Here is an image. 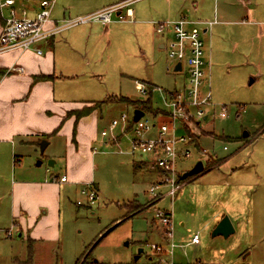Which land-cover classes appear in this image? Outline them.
I'll use <instances>...</instances> for the list:
<instances>
[{
    "label": "rangeland",
    "instance_id": "rangeland-1",
    "mask_svg": "<svg viewBox=\"0 0 264 264\" xmlns=\"http://www.w3.org/2000/svg\"><path fill=\"white\" fill-rule=\"evenodd\" d=\"M117 1L120 0H58L52 17L61 19L65 8L67 17L87 15L95 6ZM195 1L200 12L203 8L213 11L216 6L220 21L234 20L235 11L239 17L242 13V0H135L130 4L136 11L134 23L119 21L109 26L94 24L92 28L80 24L59 34L62 41L54 47L57 62L67 72L75 69L78 76L58 80L57 97L65 98L71 107V102L76 108L93 104V108L99 107L92 111L98 113L97 122L87 119L82 125L86 136L96 135L91 147L95 152L98 198L90 204L81 192L85 186L61 188L60 212L50 223L54 230L43 235L30 254L28 242L14 224V211L20 202L17 199L14 207V179L49 180L61 176L66 168V136H52L44 152L35 143L38 138L22 143L33 147L25 150L23 165L17 169L1 148L0 264H146L150 244L165 243L160 237L162 226L155 220V208L148 202L149 189L160 178L158 167L141 164L139 160L148 154L129 152L135 137L133 130L122 133L121 127L116 128L114 134L121 139L113 142L110 124L123 113L133 114L135 106L124 102V97L133 101L150 97L152 109L145 118L153 120L159 108H166L167 90L182 88L187 82V59L183 70L175 72V62L160 48L164 38L157 36L152 22L177 20L170 12L172 5L197 17ZM263 4L262 0H250L244 5L256 7L255 18L262 22ZM31 5L29 2L26 6ZM229 28L233 29L224 32L215 28L204 36L213 104L207 108L209 120L203 121L206 131L200 139L201 149L191 145L192 154L178 159L179 171L189 170L200 160L210 171L197 179L182 180L173 204L171 197L156 203V207L173 214L174 264H264V185L258 180L259 175L264 177V38L258 34L257 26L247 35L238 24ZM212 35H220L222 42L212 41ZM236 43L240 45L236 47ZM249 52L250 56L245 57L244 53ZM140 84L146 94L140 91ZM223 111L227 117L220 115ZM68 115L69 119L75 118ZM104 130L108 131L107 137L101 134ZM50 160L55 161L54 166L48 165ZM237 195L241 200L237 201ZM241 205L244 208L237 210ZM224 213L231 221V216L239 215L238 229L227 238L213 236ZM34 215H26L29 223L33 220L30 229L35 226ZM252 217L261 221V226L252 228ZM195 234L199 235V244L191 245ZM139 247L144 248V253L134 261Z\"/></svg>",
    "mask_w": 264,
    "mask_h": 264
},
{
    "label": "crops",
    "instance_id": "crops-1",
    "mask_svg": "<svg viewBox=\"0 0 264 264\" xmlns=\"http://www.w3.org/2000/svg\"><path fill=\"white\" fill-rule=\"evenodd\" d=\"M133 1L135 0H120L114 3L111 2L103 4L101 7L95 6V10H92L91 12L98 11L112 4L125 2L126 5L124 7H126V12L124 13L123 7L116 15L117 19H115L112 23L119 21H129L134 23L136 21V11L134 8L130 7V4ZM201 1L205 3L206 0ZM248 1L250 0H247L246 2L242 0L243 3L239 8L240 11L242 10L240 17L237 15L238 12L235 11L234 15L236 18L227 22L220 21L219 10L216 8V6L214 7L213 11H207L203 8V10L200 12V9L197 7V1H195L196 5H194L195 11L198 12L197 17H194L190 11L184 12L183 10H180L178 6L173 5L170 12H174L175 17L177 16L178 19L181 17H186L187 19L193 21L213 22L207 31L206 26L203 24L198 25L205 31V33L202 34V37L204 39L205 57L207 59L209 53L207 51V41L205 40L204 36L207 32H212L215 30V28H218L224 32H230L233 28L229 27L231 25L238 24L243 27V34L247 35L249 31L253 29L252 27L257 26L258 34L264 38V21H262V23L256 20L255 16L258 13L257 8L254 6H245L244 4L248 3ZM214 5L215 3L213 6ZM66 12L67 8L62 11V18H67ZM120 13L124 16V20L118 19ZM86 24L92 28L94 24L101 23L93 22ZM152 25L154 31L156 32V21H153ZM2 26L3 22L0 18V32L2 30ZM156 34L157 36L160 35L162 38H164V42L160 43V48L166 50V46L171 39L170 37L172 36V29L170 28L164 34H158L157 32ZM58 36L59 35L41 44L43 49L41 54H38L34 50H28L23 52L11 51L0 55V68L8 69V71L13 67H19L21 69L17 71H11L0 78V149H4L3 151L6 159H12L14 166L17 169L18 165H23V155H25V150L33 147L29 144L25 145L22 143H26L27 141L32 140V138H38L35 143L40 145V142L45 137L48 140L52 136H66V168L65 172L61 176L55 175L49 180L42 177L22 179L18 181L14 179V207L16 200L18 199V201H20L18 203V210L16 212L14 211V224H17L18 226L20 232L19 235L24 239V241H27L28 244L31 243L33 247L37 241L44 239L43 235H48L54 230L50 223L58 211L60 212L59 199L60 197L62 198L61 188L67 190L77 186H87L90 184H94L96 188L98 187L95 181V152L91 147L96 135L86 136L84 134V129L82 128V125H84L87 119L89 122H97L98 113L95 111L88 116L81 118L76 126V130H74L75 118L69 119L66 117L68 111L76 109V106L74 102H71V104H73V107H71L69 101H67L65 98L62 99L57 97L56 83L60 79L74 78L78 76V74L76 71H74L75 69H73L71 72L65 71L63 69V65L57 62V56L54 47L55 44L62 41ZM211 39L217 43L222 42V37L220 35H217L216 37L212 35ZM239 45L240 43H236V47ZM244 56H250V52L249 54L244 53ZM143 83L146 82L143 81ZM183 86H185V84ZM167 91L169 92L171 90ZM159 109L165 110V108ZM144 112L146 114L148 113L146 111ZM204 131H206L205 128ZM200 134V136H196L199 139L196 146H199L201 149L200 139L203 136L202 131ZM213 157L218 159L217 156ZM139 161L141 164H155L153 157L150 154L148 157L141 158ZM206 171H210V169L208 168L206 170L205 167V171L200 175L193 177V179H197L206 173ZM158 172L160 178L156 182L160 181L162 178V172L159 168ZM180 172L183 174L185 171L180 170ZM64 176H66V179L62 180ZM56 177H58V179H56ZM39 179L40 181H37ZM258 180L264 185V177L262 175L258 176ZM240 198L239 195H237V201L241 200ZM232 206L233 205H231V207ZM242 208L244 207L241 205L237 210H241ZM231 209L233 212L239 213L236 209ZM27 212L29 213V218H31L32 214L35 213L34 218L36 220L34 222L35 226L33 229H30L33 220L30 223L28 222L26 217ZM227 212L230 215L232 214L230 211ZM41 214L43 215L41 216ZM224 215L225 213L222 214V217ZM238 216H231L233 225L235 226V232L238 229V223L240 221V217ZM16 218L19 220H16ZM153 222L155 223V221ZM250 223L252 228H255L258 224L261 226L262 222L257 220V218L252 217L250 219ZM155 225L158 226V224ZM162 235L163 233H160L161 240L166 242V239L163 238ZM189 243L191 245L199 244L193 243L192 239Z\"/></svg>",
    "mask_w": 264,
    "mask_h": 264
},
{
    "label": "built area",
    "instance_id": "built-area-1",
    "mask_svg": "<svg viewBox=\"0 0 264 264\" xmlns=\"http://www.w3.org/2000/svg\"><path fill=\"white\" fill-rule=\"evenodd\" d=\"M57 1L23 0L19 4L17 0H0V18L3 22L0 32V55L11 51L28 50L41 54L43 52L41 44L63 31L93 22L109 25L126 5L125 2H119L87 15L54 19L52 15ZM29 2H32V5L27 7ZM118 19L124 20V16L120 13ZM212 23L193 21L186 17L174 21L156 22L158 34H164L172 29V38L166 46L167 55L175 62V72H178L175 68L179 62L182 63L181 71L183 70V62L187 59V82L182 88L167 93L165 110L157 117L152 115L153 120L145 118V113L139 121L134 122V113L131 116L123 113L119 119H114L110 124L113 142L119 143L121 139L114 134L116 128L121 127L122 133L133 130L135 137L132 139L129 152L152 155L154 163L162 172L161 180L149 189L151 193L149 203L155 208V220L161 224L162 237L166 242L150 244V253H145L146 264H174L173 254L176 244L173 241V214L169 209L156 207V203L164 197H171L173 204L174 196L183 185L180 179L182 173L178 170V159L192 154L190 146H196L194 137L204 130L203 121L209 120L207 108L213 103L202 37L205 31L198 25L203 24L207 31ZM17 70L21 69L13 67L10 71ZM206 84L209 90L205 89ZM140 85V91L146 94V90L142 84ZM220 115L227 117V112L223 111ZM160 116L167 118V122L158 119ZM101 134L107 137L108 131L104 130ZM224 149L227 150L228 147L225 146ZM65 179L66 176L62 178ZM81 192L87 196L90 204H94L98 198L94 184L85 186ZM81 203L78 201V204ZM199 241V235L195 234L192 242L199 243Z\"/></svg>",
    "mask_w": 264,
    "mask_h": 264
},
{
    "label": "water",
    "instance_id": "water-1",
    "mask_svg": "<svg viewBox=\"0 0 264 264\" xmlns=\"http://www.w3.org/2000/svg\"><path fill=\"white\" fill-rule=\"evenodd\" d=\"M181 69H182V63L179 62L177 64L175 70L176 71H181ZM144 115H145L144 110H142L140 108H136L134 110V118H133L134 122L139 121ZM245 135H247V133ZM48 145H49V141L47 139H43L40 142L41 152H44ZM39 164H41V163H39ZM54 164H55L54 160H50L48 162L49 166H54ZM204 171H205L204 162L202 160H200L192 168H190L189 170L185 171L180 176V179L181 180H186L188 178L198 176L201 173H203ZM234 232H235V227H234L230 217L228 215H225V216L222 217V219L218 222V224L214 228V230L212 232V235L213 236L222 235V236L227 238L231 234H233ZM143 252H144V248L143 247H139L138 250H137V254L133 258L134 261H138V259L140 258L141 254Z\"/></svg>",
    "mask_w": 264,
    "mask_h": 264
},
{
    "label": "trees",
    "instance_id": "trees-1",
    "mask_svg": "<svg viewBox=\"0 0 264 264\" xmlns=\"http://www.w3.org/2000/svg\"><path fill=\"white\" fill-rule=\"evenodd\" d=\"M11 71L8 69H5V68H0V78L5 75L6 73H10ZM149 91H152L151 88H147ZM124 102H127L133 106H135V108H140L146 112H150L151 109H152V105H151V100H150V97L147 99V100H144V101H133L131 99H128L127 97H124L123 98ZM93 106H96V104H93V105H90V106H85V107H81V108H76V109H73V110H69L68 113L69 115H74L75 117V123H74V130H76V126L79 122V120L87 115H89L90 113H92L93 110L95 109H99L98 108H93ZM160 112H163V109H159L158 112L156 114H159ZM68 115V116H69ZM204 132V130H202V133ZM195 141H196V144L198 142V137H194ZM182 181V180H181ZM140 205L136 206V209L139 208ZM28 249H29V253L31 254L33 252V245L31 243L28 244ZM31 257V255H30ZM29 257V262L32 263V257L30 258ZM28 262V263H29Z\"/></svg>",
    "mask_w": 264,
    "mask_h": 264
},
{
    "label": "flooded vegetation",
    "instance_id": "flooded-vegetation-1",
    "mask_svg": "<svg viewBox=\"0 0 264 264\" xmlns=\"http://www.w3.org/2000/svg\"><path fill=\"white\" fill-rule=\"evenodd\" d=\"M136 254H137V253H136ZM136 254H135V255H136ZM131 261H133V259H132ZM130 264H131V263H130Z\"/></svg>",
    "mask_w": 264,
    "mask_h": 264
}]
</instances>
